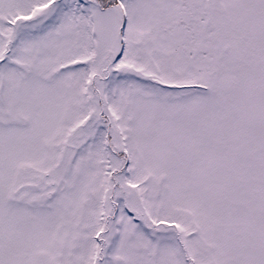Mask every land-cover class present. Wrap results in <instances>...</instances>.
Segmentation results:
<instances>
[{
	"label": "snow or ice",
	"instance_id": "6c2138e0",
	"mask_svg": "<svg viewBox=\"0 0 264 264\" xmlns=\"http://www.w3.org/2000/svg\"><path fill=\"white\" fill-rule=\"evenodd\" d=\"M0 264H264V0H0Z\"/></svg>",
	"mask_w": 264,
	"mask_h": 264
}]
</instances>
